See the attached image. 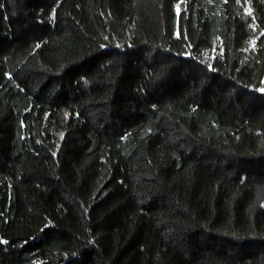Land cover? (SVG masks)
<instances>
[{
  "label": "trees",
  "instance_id": "trees-1",
  "mask_svg": "<svg viewBox=\"0 0 264 264\" xmlns=\"http://www.w3.org/2000/svg\"><path fill=\"white\" fill-rule=\"evenodd\" d=\"M264 0H0V264H264Z\"/></svg>",
  "mask_w": 264,
  "mask_h": 264
},
{
  "label": "snow or ice",
  "instance_id": "snow-or-ice-1",
  "mask_svg": "<svg viewBox=\"0 0 264 264\" xmlns=\"http://www.w3.org/2000/svg\"><path fill=\"white\" fill-rule=\"evenodd\" d=\"M261 91H264V89H261Z\"/></svg>",
  "mask_w": 264,
  "mask_h": 264
},
{
  "label": "rangeland",
  "instance_id": "rangeland-1",
  "mask_svg": "<svg viewBox=\"0 0 264 264\" xmlns=\"http://www.w3.org/2000/svg\"><path fill=\"white\" fill-rule=\"evenodd\" d=\"M263 82H264V77H263Z\"/></svg>",
  "mask_w": 264,
  "mask_h": 264
}]
</instances>
